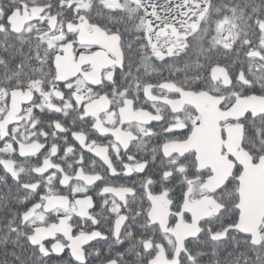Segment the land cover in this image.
<instances>
[{
    "label": "snow or ice",
    "instance_id": "6c2138e0",
    "mask_svg": "<svg viewBox=\"0 0 264 264\" xmlns=\"http://www.w3.org/2000/svg\"><path fill=\"white\" fill-rule=\"evenodd\" d=\"M0 264H264V0H0Z\"/></svg>",
    "mask_w": 264,
    "mask_h": 264
}]
</instances>
